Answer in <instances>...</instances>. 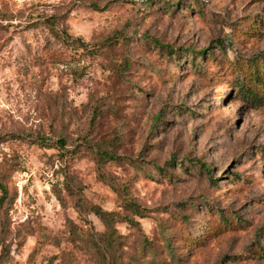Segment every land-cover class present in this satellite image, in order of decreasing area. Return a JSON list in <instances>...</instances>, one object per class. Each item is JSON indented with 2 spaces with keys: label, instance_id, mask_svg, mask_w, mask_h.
Wrapping results in <instances>:
<instances>
[{
  "label": "rangeland",
  "instance_id": "rangeland-1",
  "mask_svg": "<svg viewBox=\"0 0 264 264\" xmlns=\"http://www.w3.org/2000/svg\"><path fill=\"white\" fill-rule=\"evenodd\" d=\"M0 264H264V0H0Z\"/></svg>",
  "mask_w": 264,
  "mask_h": 264
},
{
  "label": "trees",
  "instance_id": "trees-1",
  "mask_svg": "<svg viewBox=\"0 0 264 264\" xmlns=\"http://www.w3.org/2000/svg\"><path fill=\"white\" fill-rule=\"evenodd\" d=\"M55 34H57L56 30H52ZM68 37H71L68 35ZM70 39V38H69ZM77 41L80 42V45H87L85 42H83L81 40V38H76ZM167 48H169V46H167ZM60 144L63 143L60 139L57 140ZM4 189V187H3ZM129 206H131V208L133 209L134 214H138L139 210L136 204H134L133 202H130ZM94 212L95 214L100 218V220L103 221V223L105 224V226L107 227L110 224V219H111V215L112 212L106 211V210H102L101 208H94Z\"/></svg>",
  "mask_w": 264,
  "mask_h": 264
}]
</instances>
